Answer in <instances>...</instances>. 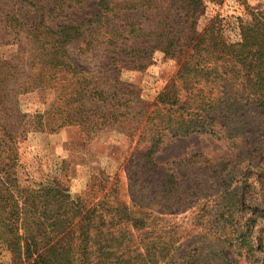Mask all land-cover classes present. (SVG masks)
I'll use <instances>...</instances> for the list:
<instances>
[{
	"label": "trees",
	"instance_id": "16d2710c",
	"mask_svg": "<svg viewBox=\"0 0 264 264\" xmlns=\"http://www.w3.org/2000/svg\"><path fill=\"white\" fill-rule=\"evenodd\" d=\"M69 1L0 0V46H22L10 61L0 57V247L21 264H150L147 245L141 255L130 252L133 234L149 227L150 197L167 214L179 211L176 200L202 191L232 194L230 184L202 190L157 166L152 156L163 140L263 136L264 8L239 21L240 42L231 44L218 18H202L203 0H94L89 18L67 23ZM157 52L176 70L148 106L117 75L143 70ZM33 89L51 90L54 101L29 119L17 96ZM68 126L86 138L139 133L134 149L144 143L146 150L134 151L125 171L140 200L130 184L103 175L76 199L59 181L19 185L18 143L29 131Z\"/></svg>",
	"mask_w": 264,
	"mask_h": 264
},
{
	"label": "rangeland",
	"instance_id": "374dc122",
	"mask_svg": "<svg viewBox=\"0 0 264 264\" xmlns=\"http://www.w3.org/2000/svg\"><path fill=\"white\" fill-rule=\"evenodd\" d=\"M202 4V18H218L231 44L240 42L239 21H248L250 12L264 8V0H203ZM69 5L64 20L67 23H78L96 11L94 0L76 4L70 0ZM19 47L0 46L1 59L16 57ZM175 70V61L157 52L143 70L123 71L117 77L135 87L140 99L150 106ZM53 101L54 93L48 89H33L17 96L19 111L29 119L45 113ZM121 134L110 131L86 138L76 126L57 133L29 131L17 145L18 183L23 188L38 189L59 181L70 198L76 199L86 192L92 178L103 175L118 180L123 188L130 184V195L136 194L140 200L138 186L128 182L125 168L132 153L144 152L146 144L134 149L139 133ZM130 135L134 137L131 144ZM152 161L168 168L176 178L195 180L202 190H212L214 184H230L232 194L203 196L206 191H202L195 198L176 200L179 211L167 214L162 211L165 205H159V197H150V204L142 205L151 215L149 227L133 234V255L143 254L141 248L147 245L150 264H264V133L259 139L228 140L205 134L168 138L158 146ZM0 264L21 263L0 247Z\"/></svg>",
	"mask_w": 264,
	"mask_h": 264
}]
</instances>
